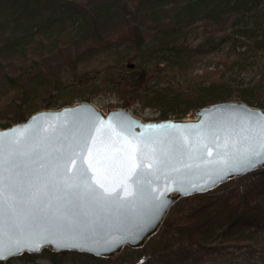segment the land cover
<instances>
[{"label": "trees", "instance_id": "trees-1", "mask_svg": "<svg viewBox=\"0 0 264 264\" xmlns=\"http://www.w3.org/2000/svg\"><path fill=\"white\" fill-rule=\"evenodd\" d=\"M124 2L92 0L84 6L79 0H0V128L42 108L89 100L92 94L80 87L97 80L98 88L110 83L133 100L142 92V107H155L160 118H181L190 110L231 98L264 107L257 96L264 91V83L237 86L234 91L222 79L226 71L218 76L208 72L202 79H174L155 90L149 86L154 69L163 65L177 72L183 51L193 47L213 49L208 45L229 40L225 58L233 56L232 63L264 58V0H142L128 10ZM126 16L133 22L131 34L121 35L125 43L115 53L117 46H107L111 38L100 30ZM189 33L195 36L192 44H188L191 39L182 38ZM90 37V44L78 45ZM149 40L152 46L146 47ZM238 40L243 42L242 50H236ZM89 54L120 56L83 69V56ZM55 56L59 61L53 68L49 62ZM146 56L153 65L145 62ZM223 64L228 68L227 62ZM127 100L124 97L122 102L128 105ZM228 247L247 249L264 259V167L213 190L180 198L142 247H124L107 258L43 249L24 252L16 259L46 256L50 264H204L207 260L215 264L223 258L219 264H227Z\"/></svg>", "mask_w": 264, "mask_h": 264}, {"label": "water", "instance_id": "water-1", "mask_svg": "<svg viewBox=\"0 0 264 264\" xmlns=\"http://www.w3.org/2000/svg\"><path fill=\"white\" fill-rule=\"evenodd\" d=\"M261 116L263 109L239 99L198 107L193 117L154 120L128 107L75 101L0 128L6 155L17 154L5 168V196L22 222L14 238L38 245L0 264L44 248L107 258L144 246L181 197L264 167V158L242 165L264 152Z\"/></svg>", "mask_w": 264, "mask_h": 264}, {"label": "rangeland", "instance_id": "rangeland-1", "mask_svg": "<svg viewBox=\"0 0 264 264\" xmlns=\"http://www.w3.org/2000/svg\"><path fill=\"white\" fill-rule=\"evenodd\" d=\"M92 0H79L81 3L80 5L88 6L89 3ZM124 9H132L135 4L141 2L142 0H124ZM123 3V2H122ZM140 20V18H139ZM109 25H105L100 31H102V35L105 37H109L110 43L107 45L109 47H115L117 46L113 51L115 53H119L120 50L123 47V43H125V38L123 39L121 35H127L130 36L131 34V22L129 16L126 17H119L112 21V23H106ZM199 25V24H198ZM202 28V27H201ZM201 30V29H200ZM205 30V28H203ZM120 35V36H119ZM195 36L191 33L189 34H184L182 38H187L189 41H191L188 44L194 43V38ZM63 39V38H60ZM90 39L83 40L78 43L84 44L89 43L90 44ZM93 44V43H91ZM236 44V50H242L243 47V42L242 40H238L235 42ZM231 45V42L229 40L224 41L220 44H213V45H208L212 46L213 49H210L209 47H205L203 49H197L193 47L192 49H185L183 51V56L180 62L178 63L179 70L176 72V68H173L172 70L169 69V67L161 65L163 69L157 70L154 69L153 72H151V75L153 76L150 79L149 86L152 90H155L156 88H161L164 84H166L168 81L174 80V79H183L185 78L188 80V78L192 77H198V79H202L204 75L208 72H214L216 73V76L223 74L225 71V75H223L224 81H227L229 83V87L231 90H236L238 87L237 86H244L247 84L253 85L256 82H259L261 84L264 83V67H263V61L264 58H257L256 62L254 59H249V60H235L236 63L234 62V57H228L225 58V54L227 51H229V47ZM152 46V41H148L146 43V47H151ZM196 46V45H195ZM84 47V46H83ZM51 45L48 46L46 45V49H50ZM86 46L84 47V49ZM62 49H69L67 47H63ZM90 49V48H89ZM101 50H106L108 48L106 47H101L99 48ZM150 49V48H149ZM119 57L120 55L117 54ZM118 57H108L105 54L102 56H98L95 58V56L85 55L83 56V60L81 62L80 67L81 68H91L92 66H102L101 62L104 60H110V61H115L118 59ZM57 57L55 56L52 61L49 62L55 68L57 66V62L59 60L56 59ZM148 61L145 62H150L149 64L153 65V59L150 58L149 56H146ZM233 60V61H232ZM227 62V65L232 63L231 65L228 66V68L224 67V64ZM166 67V68H165ZM62 68V67H61ZM65 74V69H61ZM90 70V69H87ZM170 70V71H169ZM82 71V70H81ZM213 74V73H212ZM207 77V76H206ZM100 84V81H95L91 82V86L85 85L84 87H80L82 90H86V92L89 94H92L89 100H75V101H91L94 104H96L100 109L106 110L107 108L110 107H128L130 110H132L134 113L137 115L141 116L145 120H154V119H160L159 117V112L155 107L152 106H147V107H142L140 100L142 99V92L140 95L135 96V99L138 101L133 100L131 96H128L129 93L127 92H122V90H115L112 89V86L110 83L107 85L101 84V87H97V85ZM184 87V85H183ZM194 87V86H193ZM192 87V88H193ZM77 88V87H76ZM258 100H262L264 104V91H258L257 92ZM125 98H128V105H125L122 101ZM236 97V96H233ZM78 99V98H77ZM232 99H239V98H231ZM240 100V99H239ZM69 104V103H68ZM60 107V106H59ZM58 108V107H54ZM264 110V107H261ZM44 109V108H43ZM46 109V108H45ZM194 110H190V112H187L184 117H193ZM167 118H175V116L171 115L168 116ZM228 255H227V264H264V259L260 258L256 253L254 254H249L247 249H242V250H235V247H228ZM125 258L127 256H124ZM221 260H217L215 264H219ZM11 261V262H10ZM9 264H50L49 259H47L46 256H36L34 257L31 261H21L19 259L11 258L8 259ZM4 264H7V263ZM213 262L210 260L204 261V264H212Z\"/></svg>", "mask_w": 264, "mask_h": 264}, {"label": "snow or ice", "instance_id": "snow-or-ice-1", "mask_svg": "<svg viewBox=\"0 0 264 264\" xmlns=\"http://www.w3.org/2000/svg\"><path fill=\"white\" fill-rule=\"evenodd\" d=\"M259 122L261 127V135L264 136V116L259 118ZM121 127L126 128L123 123H121ZM13 143H18V141H14ZM262 158H264V152H252L249 157L242 161V165L244 167H253L259 161V159ZM16 159V153L6 155L5 142L2 138H0V259L4 258L6 255L18 254L25 248H29L30 250H35L38 248V245L32 246L26 242L21 243L20 240L14 238L17 233L21 232L22 222L18 220L12 213L9 200L5 196V168L6 166L14 165ZM67 163H74L71 159V156L68 157ZM157 163L164 164L165 161L161 160L157 161ZM139 167L140 165H136L135 169H139ZM80 175H83V173H80ZM136 175L137 171L134 170L132 176ZM70 187H75V185H70ZM100 187H103V185H100ZM105 192L109 197L117 195L116 189H105ZM126 195L130 196L132 193L126 192Z\"/></svg>", "mask_w": 264, "mask_h": 264}]
</instances>
